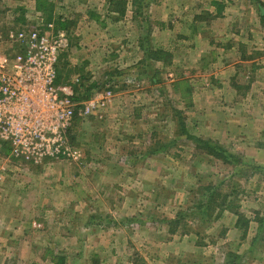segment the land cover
Listing matches in <instances>:
<instances>
[{"label": "rangeland", "instance_id": "374dc122", "mask_svg": "<svg viewBox=\"0 0 264 264\" xmlns=\"http://www.w3.org/2000/svg\"><path fill=\"white\" fill-rule=\"evenodd\" d=\"M47 1L0 0V53L64 22L61 85L111 95L78 160L0 146V264H264V0Z\"/></svg>", "mask_w": 264, "mask_h": 264}, {"label": "built area", "instance_id": "2783aa9c", "mask_svg": "<svg viewBox=\"0 0 264 264\" xmlns=\"http://www.w3.org/2000/svg\"><path fill=\"white\" fill-rule=\"evenodd\" d=\"M10 39L14 56L0 53V142L14 159L34 164L78 160L69 139L77 109L82 108L79 115L91 114L111 93L79 103L70 86L56 83L59 56L69 43L54 24L20 31Z\"/></svg>", "mask_w": 264, "mask_h": 264}, {"label": "trees", "instance_id": "16d2710c", "mask_svg": "<svg viewBox=\"0 0 264 264\" xmlns=\"http://www.w3.org/2000/svg\"><path fill=\"white\" fill-rule=\"evenodd\" d=\"M142 1L143 0H131L132 7L135 8L136 14L137 13L140 14V9H141V6L140 5H141V2ZM36 2H37V9L38 10L43 11V12H49V13H51V10L49 9L50 4H49V2L47 0H36ZM110 2H111L112 5L117 4V2H115L113 0H111ZM212 4L218 5L217 2H214ZM222 10H223L222 7L219 6V12L220 13L222 12ZM259 13H260L261 21L264 22V4H262V3H259ZM90 16H91L92 19L93 18H96L97 20L99 19V17H97L94 13H91ZM49 21L51 22V18L49 19ZM58 25H59L58 30L59 29L60 30H65L67 28L66 23H64V22H59ZM57 74H58V76H57V82L56 83L58 85H60L61 84V81H62V73H61V70L59 69V66L58 65H57ZM80 87L84 90L83 95H85L81 100H88V99H90L93 96L94 92L97 89H99V85H97L96 83H93L91 85L81 84ZM76 100L79 101L78 98H76ZM71 131H72V129H71ZM71 131L69 132V136H70ZM195 140L197 141L198 139H195ZM221 154H224V152L222 151ZM63 261H64V259H60V262L58 264H62Z\"/></svg>", "mask_w": 264, "mask_h": 264}, {"label": "crops", "instance_id": "0c3cea01", "mask_svg": "<svg viewBox=\"0 0 264 264\" xmlns=\"http://www.w3.org/2000/svg\"><path fill=\"white\" fill-rule=\"evenodd\" d=\"M4 145H5V144H3V143L0 142V146H4ZM5 146H6V145H5ZM6 147H7V146H6Z\"/></svg>", "mask_w": 264, "mask_h": 264}]
</instances>
